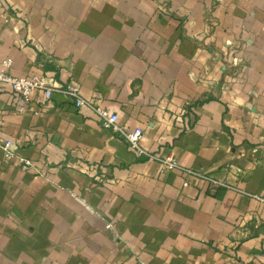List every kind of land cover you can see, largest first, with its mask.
Segmentation results:
<instances>
[{
    "label": "crops",
    "instance_id": "obj_1",
    "mask_svg": "<svg viewBox=\"0 0 264 264\" xmlns=\"http://www.w3.org/2000/svg\"><path fill=\"white\" fill-rule=\"evenodd\" d=\"M0 14L9 75L74 84L144 150L226 186L160 172L64 95L22 103L0 86V264H264V205L240 194L264 197V0H5Z\"/></svg>",
    "mask_w": 264,
    "mask_h": 264
},
{
    "label": "built area",
    "instance_id": "obj_2",
    "mask_svg": "<svg viewBox=\"0 0 264 264\" xmlns=\"http://www.w3.org/2000/svg\"><path fill=\"white\" fill-rule=\"evenodd\" d=\"M4 4L5 0H0V9L4 7ZM0 17H2L1 14ZM10 64L11 62L6 59L0 61V86L9 88L22 103H27L31 93L34 91L41 92L45 102H49L53 93L64 95L72 101L75 108H86L90 110L103 129L110 130L115 133L136 157H142L146 160L153 161L157 165L160 172L174 170L180 172L186 177L203 181L212 188L226 187L222 184V182L213 180L197 170L181 167L170 155L157 156L144 150L140 146V142L142 140V132L140 130L126 131L123 127L117 125V117L115 114L95 106L90 101L84 100L79 95L78 88L74 84L69 83L61 86L47 81V79L43 76L13 77L6 72V70L10 67ZM1 149L5 160L10 159L11 152L8 144L3 142L1 144ZM17 163L21 170H30L32 168V164L28 160L18 159ZM185 185L186 184L183 183V186ZM240 194L250 200L264 205V197L255 194H247L245 192H240ZM109 227L110 224L105 225V228Z\"/></svg>",
    "mask_w": 264,
    "mask_h": 264
}]
</instances>
